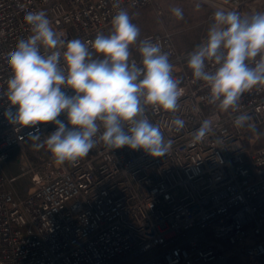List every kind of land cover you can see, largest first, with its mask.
Wrapping results in <instances>:
<instances>
[{"label": "built area", "instance_id": "1", "mask_svg": "<svg viewBox=\"0 0 264 264\" xmlns=\"http://www.w3.org/2000/svg\"><path fill=\"white\" fill-rule=\"evenodd\" d=\"M206 1L208 20L218 8L245 16L264 12V0ZM149 2L0 0V264H264V144L248 150L243 138L250 127L234 124L240 114L261 124L264 87L244 93L239 112L209 104L206 86L187 67L188 54L206 37L187 50L178 49L168 31L141 38L169 53L184 90L175 113L146 108L172 141L162 157L127 146L109 150L101 142L76 163L57 165L46 147L33 146L35 128L5 118L6 58L30 35L26 13L43 10L66 40L91 41L106 33L119 9ZM140 41L130 51L137 65ZM211 117L212 131L193 142ZM175 118L184 121L179 131L171 125ZM58 119L68 125L66 114ZM36 127L41 136L56 130L51 122Z\"/></svg>", "mask_w": 264, "mask_h": 264}, {"label": "clouds", "instance_id": "2", "mask_svg": "<svg viewBox=\"0 0 264 264\" xmlns=\"http://www.w3.org/2000/svg\"><path fill=\"white\" fill-rule=\"evenodd\" d=\"M171 14L183 19L179 7ZM24 20L30 35L7 53L11 76L4 115L15 126L35 128L29 138L37 150L46 147L57 165L76 163L101 142L109 150L127 146L152 157L170 151L172 141L148 118L146 108L177 112L181 80L173 74L169 53L147 37L140 41V64L130 61V46L141 33L127 10L113 16L108 35L97 33L91 41L66 40L43 10L26 13ZM187 67L206 86L209 104L221 112H239L243 94L264 87V12L245 16L218 8L206 38L188 54ZM64 88L75 94L67 95ZM62 113L70 127L58 119ZM250 120L240 114L234 124L254 128ZM49 122L56 130L41 136L36 126ZM213 122L214 117L205 119L193 142L202 141ZM171 125L179 131L184 121L175 118Z\"/></svg>", "mask_w": 264, "mask_h": 264}, {"label": "rangeland", "instance_id": "3", "mask_svg": "<svg viewBox=\"0 0 264 264\" xmlns=\"http://www.w3.org/2000/svg\"><path fill=\"white\" fill-rule=\"evenodd\" d=\"M174 7L182 9V20H177L171 14V9ZM210 10V5L206 0H150L143 7L131 8L129 14L133 22L140 28L141 34L137 42L131 45L129 50L134 49L144 35L162 31L172 33L174 43L178 49H190L206 37L207 31L212 24V20L207 19ZM111 27V25L108 27L104 35H108L111 32ZM243 139L248 150L263 145L264 119L261 124L254 126V128H248ZM11 154L13 157V169L15 170L17 169V161L15 160L17 151L13 150ZM4 165H6V162ZM145 256L147 254L142 255L136 261L142 260V257Z\"/></svg>", "mask_w": 264, "mask_h": 264}]
</instances>
